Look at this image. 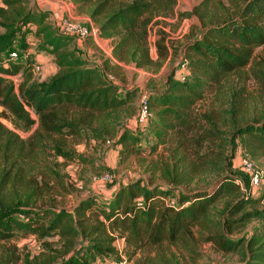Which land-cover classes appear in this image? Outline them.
Returning <instances> with one entry per match:
<instances>
[{
	"label": "trees",
	"instance_id": "obj_1",
	"mask_svg": "<svg viewBox=\"0 0 264 264\" xmlns=\"http://www.w3.org/2000/svg\"><path fill=\"white\" fill-rule=\"evenodd\" d=\"M73 1L94 6L91 17L100 36L111 40L118 61L148 68L161 66L169 56L167 35L160 31L159 60L152 58L149 32L157 18L174 14L177 0ZM188 15L200 22L184 44L182 63L189 74L176 80L177 73H171L163 91L149 97L147 124L119 130L116 138V145L129 150L139 144L140 134L152 130L153 151H170L152 170L164 183L139 179L118 187L107 201L90 196L68 211L38 205L46 190L41 191L36 178L27 177L30 162L48 153L49 143L56 156L81 159L58 137L79 135L94 123L102 126L92 129L95 137L114 134L123 113L132 114L136 92L122 90L80 57L73 47L76 37L59 34L49 12L34 11L27 0H3L0 116L23 131H31L36 122L38 128L22 138L0 123V243L33 236L51 250L47 240L58 238V248L50 254L23 264H98L121 255L118 239L130 259L166 243H211L221 253L237 254L236 264H264V182L252 188L250 174L235 163L241 153L264 157V106L250 110L255 96L246 86L254 80L264 97V0H203ZM30 34L56 65L49 79L34 76ZM14 50L19 61L10 56ZM234 76L242 81L240 87L233 84ZM211 93L219 104L216 113L198 114L195 106ZM223 126L229 131L223 132ZM200 173L216 177L212 189L179 190ZM253 220L261 222L258 228L236 236ZM14 256L8 249L0 264H18Z\"/></svg>",
	"mask_w": 264,
	"mask_h": 264
},
{
	"label": "rangeland",
	"instance_id": "obj_2",
	"mask_svg": "<svg viewBox=\"0 0 264 264\" xmlns=\"http://www.w3.org/2000/svg\"><path fill=\"white\" fill-rule=\"evenodd\" d=\"M57 0H27L28 5L33 8L34 11H48V5ZM123 1V0H119ZM203 0H177L174 14L170 16H161L156 19L158 23L152 22L149 32V42L151 47V56L155 61L159 60L158 47L156 45L157 40L160 38V31H163L167 35V44L169 47V56L162 60L161 66L152 65L148 68L137 67L133 63H124L121 68L115 64L112 74L120 72V79L123 87L127 90H133L136 92L133 107L130 109L131 115L123 113L124 118L118 122L116 131L112 135H105V138L95 137L92 132L93 128L101 129L100 123H94L91 128L84 129L81 134L72 136L64 135L63 138H59L65 143L66 148L76 153V155L82 157L81 159H66L55 155V150L51 148L52 143H49V147L46 148L47 152L38 155L37 159L30 162V169L27 172V177L32 179L36 178L39 182V187L42 196H39V206L43 208L52 209H65L72 211L77 204L88 197L98 196L99 200L107 201L108 197L115 192V190L121 185L127 183L145 179V182L153 179L154 183L163 184L164 180L160 179L158 175L153 177L152 170L155 167L154 164L160 163V159H168L170 151L167 148L159 147L157 151H153L155 143L154 133L151 130L146 131L144 134H140L141 140L137 145H131V151L126 150L123 145H116L117 133L119 130L129 128L135 130V126L138 124V112H139V94L144 91L151 95L153 93H161L165 88L168 81V76L174 71L177 73L175 79H183L189 74L186 67H183L182 58L184 57V44L187 42V37L191 34L197 33V25L199 20L196 17L189 16L188 14L193 12L194 9ZM226 1V0H225ZM62 5L65 0H58ZM73 2V8L71 13L68 14V9L64 7V17L77 20L82 14H85L91 21L96 22L91 17V12L94 8L92 4L82 5L80 10L77 3ZM0 6H3V0H0ZM59 7V6H58ZM61 9V8H59ZM52 24V21H50ZM81 24L91 27L90 23L79 21ZM56 31H60V27H56L53 21ZM31 28H34L33 24H30ZM100 39L98 48H92L95 52L96 58L94 60L99 61L104 68L107 67V61L112 54L111 40L102 37ZM30 44V52L33 55L34 64H39L41 70L34 74L38 80L49 79L56 73V65L52 60H49V54L38 49L39 41L30 34L28 36ZM106 42V43H105ZM174 45V46H172ZM102 48V49H101ZM89 49V48H87ZM79 51V50H78ZM107 51V52H106ZM258 57L263 54V50H257ZM256 57V58H258ZM38 59H42L41 63ZM19 61V60H18ZM251 71V66L248 67L244 74L248 75ZM110 74V71L108 72ZM244 77V76H243ZM247 78V77H246ZM248 81V80H247ZM19 79L17 84H19ZM234 85H242L237 76L232 79ZM249 95L254 94V99L248 104L251 111L259 109L264 106L263 93H260V87L255 84L254 80H249L246 84ZM240 87V86H239ZM138 91V92H137ZM132 106V105H131ZM219 104L215 102V95L211 93L207 98L198 103L195 106V111L199 114L208 113L213 111L216 113ZM1 112V108H0ZM195 112V113H196ZM153 113L154 110H153ZM219 113V110H218ZM252 114L247 112V116L251 118ZM33 118L38 120L37 116L33 114ZM110 123V121H107ZM113 122V121H112ZM0 123H2L9 130L15 131L22 138L30 137L38 128V123L33 126L31 131H23L16 128L12 121L8 118L0 116ZM223 132H228L229 129L225 126L221 129ZM131 131V132H133ZM142 132V131H141ZM228 134V133H227ZM229 136V135H227ZM111 142V145L108 144ZM130 142V141H129ZM239 151L237 152L238 155ZM254 164L258 168L264 171V157L259 159H253ZM239 161H235L236 168H238ZM215 176L211 173H200L193 182L189 184L180 185V191H203L208 188H213ZM105 183V184H104ZM263 189V188H262ZM218 207H222V203H218ZM261 222L257 220L251 221L245 228L242 229L236 236L243 235L245 232L254 231V229L260 226ZM58 238L53 237L48 239L50 242L51 250L47 249L44 244L37 240L35 237L22 238L12 241L10 243H0V255L3 252L8 253V249L14 250V258L18 257V264H23L24 260H33L41 257L42 255H48L52 250L58 248ZM116 247L120 250L121 255L118 257H111L104 261H100L98 264H114L120 260H124L125 264H147V261L151 259L150 264H236L240 258L237 254H224L217 251L211 243H199L192 247H185L182 244H164L158 249H148L145 252H139L130 259L128 255L123 252L124 242L122 239L116 241ZM10 252V251H9ZM40 259H43L40 258ZM154 262V263H153Z\"/></svg>",
	"mask_w": 264,
	"mask_h": 264
},
{
	"label": "built area",
	"instance_id": "obj_3",
	"mask_svg": "<svg viewBox=\"0 0 264 264\" xmlns=\"http://www.w3.org/2000/svg\"><path fill=\"white\" fill-rule=\"evenodd\" d=\"M68 6V14L71 13L72 3L70 0H66ZM60 31L59 34L63 36H73L78 39L86 40L87 38H95L100 40L102 37L100 36L98 28L87 27L81 24L79 21L72 20L71 18L62 17L60 20ZM10 56L13 60L18 61L21 59L18 50H14L10 53ZM185 67V66H183ZM41 70V66L39 64L33 65L34 73ZM18 78H15V82H17ZM110 81L115 82V78L112 76L109 77ZM150 95L146 92L142 91L139 94V112H138V124L141 126L143 124H147L149 117L151 115L150 109ZM108 144L111 145V142L108 141ZM237 160L239 161L238 167L244 170L246 173H249L251 176V186L252 188H258L264 182V171L258 166H256L247 154L241 153L239 154ZM114 264H125L124 260H120L115 262Z\"/></svg>",
	"mask_w": 264,
	"mask_h": 264
},
{
	"label": "crops",
	"instance_id": "obj_4",
	"mask_svg": "<svg viewBox=\"0 0 264 264\" xmlns=\"http://www.w3.org/2000/svg\"><path fill=\"white\" fill-rule=\"evenodd\" d=\"M70 1L72 3V6H73V2H72L73 0H70ZM82 5H85V4L77 3V6L76 7H78L81 10L82 9L81 8ZM66 6H68V3L66 2V0H65V2H62V5L57 0V1L52 2L51 4H49L47 6L48 7L47 9H48V11L50 13L49 20L52 21V24H53V21H54L57 28L60 26V20H61V18L64 17V7L66 8ZM59 8H61V9H59ZM45 12H47V10ZM77 20H79L81 22H85V23H90V26L92 28H98V23L91 21L90 18L87 17L85 14H82L79 17H77ZM101 40L103 41L102 38H101ZM99 43H100V41L98 39H95V38H87L86 40H82V39L76 38L75 39V42L73 44V47L76 50L77 54L80 55V57L88 60L95 67L100 68L102 70L103 75L105 77H107L108 79L111 76H114L115 77V75L117 77H120L121 76V75H119L120 72H116L115 75L112 74V73H114L112 68L114 67L115 64L119 65L118 68H121L120 66H123L124 63L118 61L116 58H114V56H109V58H108V61H107L108 70L106 69L107 67L104 68V66L99 61L94 60L96 58V56L94 55L95 52L92 51V49L90 47H92V48H98ZM87 48H89V49H87ZM47 57L49 58V60H52V62H54L53 61V58L51 56L48 55V56H46V58ZM38 60L41 63H43V60L42 59H38ZM109 71H110V74L108 73ZM117 77H116V80H115L116 84H118L122 88V90H127V88L123 87V85L120 82V79L117 78Z\"/></svg>",
	"mask_w": 264,
	"mask_h": 264
}]
</instances>
